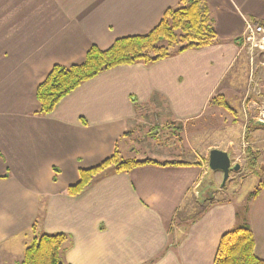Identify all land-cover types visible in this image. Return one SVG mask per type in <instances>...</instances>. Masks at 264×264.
Listing matches in <instances>:
<instances>
[{
    "label": "crops",
    "instance_id": "1",
    "mask_svg": "<svg viewBox=\"0 0 264 264\" xmlns=\"http://www.w3.org/2000/svg\"><path fill=\"white\" fill-rule=\"evenodd\" d=\"M180 2L0 0V175L6 176L0 179V264H18L25 247L43 233L68 235L65 264H213L221 235L241 226L251 230L254 253L264 259L253 227L236 225L230 201L211 200L187 225H172L190 197L220 182V172L206 181L208 170L184 151L178 154L183 159H174L175 150L138 152L128 142L143 124L157 134L173 126L189 145L185 123L212 109L208 101L239 62L246 23L264 24V0H204L216 43L104 70L50 113L34 114L36 88L54 65L80 64L92 45L105 50L116 39L145 35ZM257 135L264 147V131ZM213 148L229 152L246 170L232 138L214 141L206 152ZM115 151L125 159H135L137 151L142 157L136 160L155 164L127 173L108 170L79 195L67 193L80 169ZM169 161L189 164L160 165ZM263 193L264 187L257 197Z\"/></svg>",
    "mask_w": 264,
    "mask_h": 264
},
{
    "label": "trees",
    "instance_id": "2",
    "mask_svg": "<svg viewBox=\"0 0 264 264\" xmlns=\"http://www.w3.org/2000/svg\"><path fill=\"white\" fill-rule=\"evenodd\" d=\"M216 42L213 15L204 0H181L176 7L168 8L159 23L147 34L116 39L105 50L92 45L80 64L54 65L36 88L38 109L34 114L50 113L62 98L81 83L96 77L104 70L137 62L149 64L175 53L199 49ZM208 106L220 107L234 113L222 94L213 96L208 101ZM250 125L256 126L254 122ZM247 129L245 128L248 132ZM244 153L246 169L251 172L257 166L259 152L248 144ZM146 164H155V161L149 159L121 160L115 151L98 165L80 169L78 181L68 186L67 193L70 196L79 195L96 176L108 170L114 173H127ZM188 164L182 161H169L160 165ZM5 177V175H0V179ZM263 187L264 179L255 186L251 197L256 198ZM67 239L68 235L64 233H43L35 236L25 247L22 260L18 264H58L59 262L65 264L63 253ZM171 245L172 243L168 246ZM254 246V236L248 227L241 226L227 231L220 237L213 264H264V259L255 255Z\"/></svg>",
    "mask_w": 264,
    "mask_h": 264
},
{
    "label": "rangeland",
    "instance_id": "3",
    "mask_svg": "<svg viewBox=\"0 0 264 264\" xmlns=\"http://www.w3.org/2000/svg\"><path fill=\"white\" fill-rule=\"evenodd\" d=\"M241 44L244 48L241 51L239 62L222 83L219 88L220 92L216 93V95L222 93L234 113L220 107H212V109L208 108L200 117L185 123L184 129L189 145L182 141L180 134L173 126H170L171 128L163 126L157 134L153 133V130L148 131L146 125L143 124L138 125L137 129L130 133L132 136L128 138V142L129 146L135 147L138 152L139 149L145 148H160L163 152L175 150L177 155H172L174 159H183L178 154L184 151V154H188L189 160L200 163L204 171L208 170L205 176L206 181L212 179L214 173L207 166L209 153L206 152L207 145L219 139L232 138L238 144L240 156L245 159L244 150L246 146L255 142L251 146L259 152L256 168L251 172L244 168L243 170L232 171L223 187L220 186V180L219 183L212 185V190L208 194L202 191V195L199 196L197 192L196 196L198 197H190L185 202L172 225L178 224L180 221L186 222L187 225L199 215L211 200L216 202L230 201L235 209L236 225L245 221L253 227L256 233L257 254L261 255V252L264 253V193L253 198L251 192L259 181L264 179V147H262L263 143L258 142L261 141V138H258L257 135L259 131H264V129L263 127L259 128L260 126L250 125V123L257 120L264 121V46L259 48ZM146 119L149 120V117ZM143 121L147 122L145 119ZM245 128H248V132ZM170 129L175 132L173 131L171 134ZM138 152L134 153L135 159L142 157ZM119 158L125 159L121 156ZM234 161L232 159V162ZM252 175L255 179H249L245 183L246 178ZM243 183L245 184L243 185Z\"/></svg>",
    "mask_w": 264,
    "mask_h": 264
},
{
    "label": "water",
    "instance_id": "4",
    "mask_svg": "<svg viewBox=\"0 0 264 264\" xmlns=\"http://www.w3.org/2000/svg\"><path fill=\"white\" fill-rule=\"evenodd\" d=\"M254 124L257 126H264V121L257 120L254 122ZM207 166L210 171L220 172L222 174V179L220 183L221 187L225 185L226 181L229 178L230 172L238 171L240 168L238 163L232 162L229 152L216 148L209 150ZM208 184L212 186L213 182L211 181ZM203 185L204 182L201 183L200 187H203ZM210 190L211 188H208L205 194H208ZM58 264H62V263L59 262Z\"/></svg>",
    "mask_w": 264,
    "mask_h": 264
},
{
    "label": "built area",
    "instance_id": "5",
    "mask_svg": "<svg viewBox=\"0 0 264 264\" xmlns=\"http://www.w3.org/2000/svg\"><path fill=\"white\" fill-rule=\"evenodd\" d=\"M241 43L259 48L264 46V24L257 22L246 23L245 30L241 36Z\"/></svg>",
    "mask_w": 264,
    "mask_h": 264
}]
</instances>
